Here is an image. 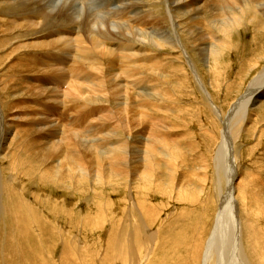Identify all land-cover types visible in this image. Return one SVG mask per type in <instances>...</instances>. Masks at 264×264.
Returning <instances> with one entry per match:
<instances>
[{
	"label": "rangeland",
	"instance_id": "obj_1",
	"mask_svg": "<svg viewBox=\"0 0 264 264\" xmlns=\"http://www.w3.org/2000/svg\"><path fill=\"white\" fill-rule=\"evenodd\" d=\"M140 1L144 2V6L146 7L145 10L150 17L147 16V19L141 18V22L139 21L138 23H135L134 21L133 25L135 29L133 30L138 29L136 31L140 32V29L143 27L144 31H141L143 33L140 37L147 42H142L138 39L133 40L134 38H131L133 43L138 40L136 45L141 44L142 47H135L134 51H136L137 54L134 56L130 53L132 57L129 55L132 59V61L128 63L130 68L123 69L127 71V73L132 71L133 74H135L127 81L128 84H132L136 81L151 83L149 84V90H151L149 92L154 90L155 94L150 96L155 98L152 100V104L154 105H151L150 109H147V107L143 108V105L146 106L145 102L147 100L141 102L139 99L135 98L137 88L135 91L132 89L133 86L123 88L124 82H122L120 83V87L116 88L120 89L123 86V89L121 88L120 91L118 89H113L115 88V82L114 80H109L112 76H106L110 69L108 63L113 61L114 63L120 64L118 61H122L124 57L128 58L127 54L129 53H124L125 55L123 53H117L118 55H113V57H111L112 59L107 58L106 60L105 56L100 54L102 51H107L106 47L99 48L97 52L100 55L95 57L100 63L103 62L104 66L106 65L107 67H104L103 63L101 65L99 63L98 67L106 70L104 72L103 70H100L101 72L98 76L96 75L97 71H94L90 65H87V67L85 65L75 67L73 78L76 77V79H71V81L74 83L77 81L75 86L77 85L80 88L85 89L86 92L83 93L82 95L84 96H82L73 91L71 93L72 95L70 94V96H66V99H69L67 103L61 104L65 101H61L62 98H60V94H55L56 96L54 95L57 97V100L60 99L57 101L51 90L43 93V85L52 87V80L45 81L44 78L48 76L45 74L47 71H44L46 70L45 66L41 67L39 63L34 60L37 56H40L37 57V59L40 58L42 60L44 57L33 53V50H36L35 44L38 42L36 40H44L46 36H49V34L55 29L53 30L50 27H44L43 29L37 28L34 31L35 33L22 32L20 38L13 35L16 36V38H14L11 45H9V49L0 48V119L3 118V123L0 121V168H4L2 169L5 173H3V175L10 179L7 180V185H3L4 189L1 197V203L3 202L2 204L4 206H2V212L0 213V264H20L19 262L23 264L25 261L26 264H159L160 262L161 264H206L205 262H208L206 260L208 257L207 250L210 248L209 239L211 238L212 231L217 224L219 214L218 209L220 207L218 191H216L218 175L214 167L213 158L217 149L216 147H218L221 142L223 125L217 115L221 116L223 114L226 117L231 111L234 103L246 92L247 88L250 86L249 84L252 83V80L264 70V16L263 13L259 12L260 9L258 6V4H263L264 0H252L247 3L246 7L244 4L242 9L245 7V19L239 27L226 32V36H224L223 33H220L218 29L216 30L214 25H212L210 13L207 12V18L203 20V26H205V29L208 28L205 30V33H209V35H212L213 37L215 36L216 39H214V41L216 40L217 42L213 52L206 51L204 53L201 48L206 44L208 45L209 42L202 41L199 45L195 43L192 44V41L187 36V27L190 24L187 23L186 25L184 18H181L179 21L176 20L179 27H177V30H175L176 28L173 29V23L168 10L169 4L166 0ZM3 11H6L7 13L16 12L13 8H9V10L6 8ZM178 14L179 16H182L184 12H178ZM122 16H125V14L123 13ZM21 17L22 15L17 16L15 20V18L0 15V20H2L0 21V40L3 39L7 32L13 33L18 31V28H15V24L19 18L21 19ZM198 17L200 18L201 16L198 15ZM7 18L8 20H6ZM155 18H157L156 21ZM29 19L36 22L38 16H33ZM142 20H144V22ZM207 20L209 22H207ZM42 21L43 19H40V22ZM152 21H154V24L159 27V33H155V30L151 28L153 24ZM37 22H39V19ZM162 30H164L165 33L161 34L160 32ZM174 30L175 32H173ZM104 31L106 32L107 30ZM68 32L70 33L71 31L68 30ZM65 33H67V31H65ZM148 34L152 35L148 36ZM166 35H169L170 37L169 43L168 41H164ZM40 36L42 37L40 38ZM211 37H208L209 41H212L213 37ZM116 39H119V37ZM7 40H11L10 37H8ZM171 40H176L177 44L180 45H172L173 41L171 42ZM214 41L212 42L214 43ZM5 42L3 45H5ZM19 46L20 48L16 49ZM174 46H177V49ZM212 46L213 45H209V47H211L210 49H212ZM34 54L36 55L35 57ZM147 54L149 55L146 56ZM151 56L152 58H149ZM120 57H123L122 60ZM148 60L149 62L154 60L157 61V64L155 61L153 62L156 66H153L152 63L149 64ZM191 62L193 63L192 66H194V71L189 66L191 65ZM136 63L139 64L137 65ZM122 70H117L119 75L117 72V74L115 73L119 76L117 79L115 77L117 81H119V79L122 81L126 79L127 73H123ZM199 79L204 89L200 84ZM161 80L162 82H160ZM109 81L113 83L110 84ZM62 84L63 85L60 86L61 90L66 92L69 89L70 84ZM66 85H69V87ZM91 89H93V91ZM147 89V87L145 89L142 87L144 93ZM123 90L126 91L128 96L132 97L131 99L136 101L133 100V102H129L130 104H126V113L123 111L120 115L114 113L116 117L118 116V119L116 117L114 118L113 114H102V104H88V102H85L89 96L93 97L95 100L99 99L101 93L105 95L107 94L106 96L109 99H116L117 97L119 98V95L121 96L122 92H124ZM94 91L97 92V94ZM113 91L115 94L112 95V93H114ZM39 92L41 93L39 94ZM45 93H48V95ZM117 93L119 94L116 96ZM207 93L211 95L210 100L208 99ZM61 95L63 94L61 93ZM44 97L47 98L45 99ZM162 98L163 100H161ZM49 99H51V101ZM81 99L82 101H80ZM55 100L60 102L61 106H59L60 104H57ZM83 102H85V104H83ZM113 102L115 103V101H111L112 105H114ZM111 103H109L110 106H112ZM67 104L70 105L68 111L64 110V107ZM62 105H64V107ZM142 108L148 110L147 112L149 113H146V110L144 112ZM129 109L132 110L130 111ZM63 114H65L66 117ZM46 115H48V117H46ZM15 117L18 121L17 119H14ZM153 119L156 121L154 120L155 122H153ZM244 121L235 125L236 127H233L236 131H234V133H237L234 138L237 141L235 145V160H237L236 164L238 167L237 175L233 179V183L237 187L236 197L237 200L239 199L240 216L242 213L244 215L250 211V216L255 220L258 228L257 230L261 233H259L258 236L260 245L258 244L256 249L259 253L257 257L260 255L262 259H264V104L258 102L252 104L246 120ZM10 124L11 127L15 126V128L12 129L13 133L6 142H2L1 133H3L5 127L8 128ZM48 125L49 129L47 128ZM115 125L122 131L119 132L122 135H119L118 139L123 138V134L126 136L124 133L126 129L129 130L128 133H131L130 137H132L133 140L140 137L145 143L146 141L151 143V145H147V148L151 147V151H155L154 156L157 158H155L157 161L154 162L155 160H153V164L152 162L148 163L150 166H147V171L151 173V175L149 178L146 177V180L142 179L144 182H147L148 179L149 181L151 180L149 184L150 190L142 191L135 189L140 186L141 181H139V179H141L146 170L142 164L138 165V169H134V171L132 170L134 173L130 174L126 181L124 180L100 185L97 183H89V186L83 184V186H80L81 188L75 186L69 189L66 187L64 188V186H56L53 183L50 184V182L41 181L38 175H36L37 173H35L34 176V172L29 169L30 166L28 162L30 159L28 155H30V152L35 153L37 151V158L41 155L44 149V144L38 143L37 146V142L32 141H38L37 139H40L45 134H49L54 130L56 132H61V135L59 133L61 141L65 136L66 140H73L72 142L76 145V136L80 137L81 135V137H83L82 135L85 136V134L94 130L98 132H93V134H95L92 136V141H94V139L96 142H99V139L102 141L108 136L105 134L106 128L114 127ZM99 126L101 127L99 128ZM130 128L132 129L130 130ZM42 129L45 130V133L42 132ZM73 129L76 130L73 131ZM42 133H44V135ZM72 133L74 134L72 135ZM98 136H100V138ZM14 138L16 140L15 142ZM88 140L89 143H86H92L90 138ZM95 141L93 144L96 143ZM30 143L31 145L28 146ZM34 143L36 145H34ZM25 145H27L26 147L28 148H25ZM33 145L35 148L32 147ZM76 147H78V145H76ZM32 148L33 150L31 151ZM141 148H143V146H141ZM157 148H159V150ZM79 153H83L81 148ZM168 156L171 158V166L166 168L165 165L159 161L164 160ZM90 159L91 158H87L86 160L91 161ZM230 159L219 164L221 176L223 175L228 178V176L232 174L233 165L231 164L234 162H230ZM86 160L84 161L85 163L87 162ZM31 161L33 162V159ZM165 161L169 162V158L165 159ZM104 164L109 166L108 163ZM151 166H153L152 168L155 167V170L152 169ZM156 166L158 168H156ZM160 168L167 169L169 172L167 173V170L165 171ZM91 169L93 172L92 175H95L96 173L94 174L93 166ZM132 176L133 178H130ZM138 176L139 178H137ZM260 178H262L263 181ZM260 181H262L261 184ZM225 182L223 183L224 189L227 188L228 179L227 182ZM212 183L214 185H212ZM135 199L142 200L144 203L146 202V204H148V213L150 215L149 220L150 223H152L149 224L152 226V229L150 228L152 231L151 233L149 232V234H152V232L153 234H156L153 236L156 237L154 238L155 244L157 243L156 245L154 242L152 245H147L142 239V233L147 232L149 228L145 229L141 222L139 207L136 204ZM182 200L186 201L184 202ZM149 201L151 202V206H149ZM42 203L43 205L41 206L40 204ZM33 213L36 215H33ZM26 214H28V216ZM199 218L205 220L201 221L200 219L199 221ZM126 219L127 221H124ZM185 221L187 222V226ZM125 222H128V225L125 224ZM135 222L136 224H134ZM199 222L201 223L199 224ZM125 226H127V228ZM30 234L31 236L33 234L32 237L35 240L29 236ZM191 236L192 240L190 239ZM4 241H7L8 243ZM121 244H123L124 247L123 245L121 247ZM137 244H139V248L137 247ZM121 248H124L125 250H122ZM23 249L26 250L24 251ZM76 250L78 253L75 252ZM116 250L117 255L119 256L116 255ZM124 253L125 255H123ZM112 255H114V258H112ZM121 256L123 257L122 259H120ZM12 258H14V260ZM162 259H164L165 262L164 260L162 261Z\"/></svg>",
	"mask_w": 264,
	"mask_h": 264
},
{
	"label": "bare ground",
	"instance_id": "obj_2",
	"mask_svg": "<svg viewBox=\"0 0 264 264\" xmlns=\"http://www.w3.org/2000/svg\"><path fill=\"white\" fill-rule=\"evenodd\" d=\"M168 5V10H169V16L172 20L173 23V29L177 30L179 27V24L176 23V20L179 21L181 18H184L186 21V25L187 23L190 24L187 27V36L188 38L192 41V44H198L202 41H206L209 42L208 45H204V47L201 48V50H203V53L208 51V52H213L215 45H216V40L214 41V39H216V37L212 39V41H214V43L212 41H209L208 37H211L209 35V33H205V26H203V20H205L207 18L206 14L208 15L207 12L210 13V18L212 21V25H214V27L216 28V30L218 29L220 31V33H223L224 36H226V32L234 30L236 27H239V25L242 23V21L245 19V7L247 6V3H249L252 0H166ZM258 3H263V2H258ZM245 4V7L242 9L243 5ZM259 9L261 13H263L264 16V3L263 4H258ZM257 6V7H258ZM3 7V8H2ZM256 7V6H255ZM8 9L9 8H13L16 10V12H6L3 11L4 9ZM123 8V9H121ZM145 6H144V2H141L140 0H0V15H4V16H9L12 18H17V16H21V19L19 18L16 21L15 24V28H18V31H15L13 33H6L3 37V39L0 40V48H6L9 49V45H11V42L13 41L14 38H16V36H18L20 38V34L22 32H32L35 33L34 31L37 28H52L54 31H52L49 36H46V38L44 40L40 39V40H36L38 41L35 44V48L36 50H33V53L37 54V55H41L44 57V59H40L37 56L34 60H36L39 65L45 66L44 71H47L46 76L44 79L45 81L48 80H52L51 84L52 87H47L45 85H43V93L47 92L48 90L52 91L53 96L55 94L59 95L60 94V98L61 101H65L62 102L63 103H67V101L69 99H66V96H70V94L74 91L79 93L80 95H82L83 93H85V89L80 88L79 86H75V83L71 81V79H76L73 78L74 76V71H75V67L77 66H82L85 65L87 67V65H90V67L94 70L97 71L96 75H100V67H98V64L100 63V61H98V59H96L95 56H98L100 54H103L105 56V59L107 60V58L112 59L111 57H113V55L115 54H119V53H129L127 54L128 58H121L122 61H118L119 63H113L110 62L108 63L110 65V72L108 70V73L106 76L110 77L112 76L109 80L113 81L114 80V87L113 89H118L120 91V89L123 87H127V86H133V90L135 91L137 88V91L135 92L136 99H139L141 102L147 100L145 102L146 106L143 105L145 107H147V109L151 108L152 104V100L153 96H150L154 93V90H152V92H149L151 90H149L150 86L149 83H144L142 81H136L133 82L132 84H128L127 81L130 80L135 74H133L132 71H130V73L127 71H125L123 68H130V65H128V63L130 61H132V59L129 57L130 53H132V55L135 56L136 51L135 47H142L141 44L136 45V42L138 40L145 42L140 36L143 32H141L142 30L144 31V28L142 27V29H140V32H137L135 29L133 22L135 21V23L137 22H141V18H146L147 16L150 17V15L148 14V12H146L145 10ZM258 10V8H257ZM150 12V11H149ZM178 12H184V14H182V16H179ZM125 14V16H122V14ZM151 14V13H150ZM155 14V13H153ZM193 14V15H192ZM152 15V14H151ZM198 15H200L201 17L199 18ZM33 16H38L39 22H36L29 19L32 18ZM158 16V15H157ZM205 16V17H204ZM148 17V18H149ZM1 19V18H0ZM36 19V18H35ZM40 19H43L42 22H40ZM147 19V18H146ZM144 19V20H146ZM209 19V18H208ZM8 20V18L6 19ZM144 20H142L144 22ZM157 20V18H155V21ZM159 20V19H158ZM162 20V19H161ZM2 21V20H0ZM150 21V20H149ZM148 21V22H149ZM163 21V20H162ZM210 21V24H211ZM11 22V21H10ZM13 22V21H12ZM142 22V23H143ZM146 22V21H145ZM151 22V21H150ZM153 24L151 26V28L153 30H155V33L158 32L159 33V27H157L154 24V21H152ZM159 22V21H158ZM207 22H209L207 20ZM15 23V22H14ZM43 23V24H42ZM140 24V23H139ZM159 24V23H158ZM162 24V23H161ZM172 25V24H171ZM185 25V26H186ZM138 26V25H137ZM163 26V24H162ZM137 28V27H136ZM139 28V27H138ZM162 28V27H161ZM14 29V28H13ZM51 29V30H52ZM163 29V28H162ZM49 30V31H51ZM71 31L70 33L68 32ZM104 30H107L109 32H105ZM150 30V29H149ZM152 30V31H153ZM161 30V29H160ZM165 30V29H164ZM162 30L160 33H165V31ZM175 30L173 32H175ZM10 31V30H9ZM12 31V30H11ZM65 31H67V33H65ZM133 31V32H132ZM180 31V30H178ZM218 31V32H219ZM151 32V31H150ZM177 32V31H176ZM147 33V32H146ZM46 34V33H45ZM129 36H127V35ZM16 35V36H13ZM84 35V36H82ZM152 35V34H150ZM148 34V36H150ZM177 36V35H176ZM10 37L11 40H7V38ZM42 36H40L41 38ZM117 37H119V39H116ZM134 38L133 40L138 39L136 42H132L131 38ZM156 37V36H155ZM211 37V38H212ZM31 38V37H30ZM176 38V37H175ZM187 38V37H186ZM39 39V38H38ZM150 40V39H149ZM170 37L169 35H166L164 37V41H168L169 43ZM183 40V39H182ZM208 40V41H207ZM8 41V42H5ZM173 40H171L172 42ZM5 42V45H3V43ZM35 42V41H34ZM147 42V41H146ZM149 42V41H148ZM152 42V41H151ZM223 42V41H222ZM138 43V42H137ZM180 43V41H179ZM33 44V42H32ZM113 44V46H112ZM146 44V43H145ZM177 42L176 40L173 41L172 45H176ZM21 45V44H20ZM178 46L180 44H177ZM209 45H213L212 49H210L211 47H209ZM105 48L107 49V51H102L100 54L97 52V50H99V48ZM177 49V46H174ZM196 47V46H195ZM19 47H17L16 49H19ZM183 48V46H182ZM141 49V48H140ZM148 49V48H147ZM151 50V49H149ZM6 51V50H5ZM143 51V50H142ZM141 52V51H139ZM138 52V53H139ZM145 52V51H144ZM151 52V51H150ZM216 52V51H215ZM32 53V54H33ZM149 53V51H148ZM34 54V57L36 56ZM117 54V55H118ZM124 54V55H125ZM146 54V53H145ZM150 54V53H149ZM149 54H147L146 56H148ZM155 54V53H154ZM123 55V56H124ZM132 55H130L132 57ZM140 55V54H139ZM162 55V54H161ZM208 55V54H207ZM121 56V55H120ZM126 56V57H127ZM138 56V55H137ZM95 57V58H94ZM118 57V56H117ZM42 58V57H41ZM102 58V57H101ZM140 58V57H139ZM138 58V60H139ZM149 58H152L149 57ZM40 59V60H39ZM48 59V60H47ZM114 59V58H113ZM146 59V58H145ZM156 59V57H155ZM104 60V61H106ZM158 60V59H157ZM32 61V60H31ZM134 61V60H133ZM155 61V60H154ZM149 62L152 63V65L156 66V64H154L153 62ZM207 61V60H206ZM137 62V60H136ZM159 62V61H158ZM34 63V62H33ZM103 63V62H102ZM100 63V65L102 64ZM133 63V62H132ZM209 63V62H208ZM3 64V63H2ZM137 64V63H136ZM139 64V63H138ZM137 64V65H138ZM161 64V63H158ZM9 65V64H8ZM123 65V66H122ZM189 65V64H188ZM193 63L191 62V65H189L191 67V69L194 71V66H192ZM104 66V63H103ZM102 66V67H103ZM106 66V65H105ZM104 66V67H105ZM159 66V65H158ZM161 66V65H160ZM40 67V68H41ZM107 67V66H106ZM149 67V66H148ZM186 67V66H185ZM83 68V67H82ZM156 68V67H155ZM158 68V67H157ZM84 69V68H83ZM90 69V68H89ZM105 69V68H104ZM123 69V70H122ZM106 70V69H105ZM103 70V72L105 71ZM117 70H122L123 73H127L126 79L124 81H122L121 79H119V81H117V76L116 74L119 72H117ZM131 70V69H130ZM49 71V73H48ZM91 71V70H90ZM158 71V70H157ZM117 72V73H116ZM197 72V71H196ZM195 72V74H196ZM116 73V74H115ZM194 73V72H193ZM42 74V73H41ZM92 74V73H91ZM76 75V74H75ZM86 75V74H85ZM98 75V76H99ZM138 75V74H137ZM102 76V75H101ZM100 76V77H101ZM114 76V77H113ZM122 76V75H121ZM44 77V76H43ZM88 77V76H87ZM116 77V79H115ZM14 78V77H13ZM89 78V77H88ZM158 78V77H157ZM78 79V78H77ZM100 79V78H99ZM138 79V78H137ZM41 80V79H39ZM88 80V79H86ZM139 80V79H138ZM109 81V82H110ZM102 82V81H101ZM124 82V85L119 89L116 87H120V83ZM156 82V81H155ZM162 82V80L160 81ZM199 82L201 84V81L199 79ZM259 82V83H258ZM24 83V82H23ZM62 83L65 84H70L67 87H69V91L67 90L66 92L61 90V85H63ZM113 83V82H112ZM110 82V84H112ZM119 83V84H116ZM257 83V84H256ZM42 84V83H41ZM84 84V83H83ZM82 84V85H83ZM260 84V85H258ZM100 85V84H99ZM202 85V84H201ZM250 86L247 88L246 92L234 103V105L232 106L231 111L227 114V116L225 117L223 114L217 115L219 116L221 123L223 125V129H222V138H221V142L219 144L218 147H216V152H215V156L213 158V162H214V167L216 170V173L218 175V180H217V186H216V191H218V201H219V209H218V219H217V224L215 225L214 230L212 231L211 234V238H207L210 240V244H209V249L208 251V257L207 260L208 262H205L206 264H264V259H262V257L259 255V257H257V255L259 254L256 247L259 243L258 241V236L259 233L258 232V228L257 225L255 223V220L251 218V214L250 211L246 214L240 216V205L239 202L237 200L236 197V191H237V187L234 185L233 183V179L235 178V176L237 175V160L236 159V153H235V145H236V139L234 138V136H236L237 133H234L235 129L233 128L235 125L242 123L244 120H246L247 114L249 113V109L251 108L252 104L255 103H260V104H264V70L256 76V78H254L252 80V83L249 84ZM42 86V85H40ZM87 86V85H86ZM113 87V86H112ZM142 87L143 89H145L146 87L148 88L145 93L142 91ZM203 87V85H202ZM31 88V87H30ZM29 88V89H30ZM33 88V87H32ZM42 88V87H41ZM64 88V87H63ZM66 88V87H65ZM87 88V87H86ZM91 88V87H90ZM122 88V89H123ZM67 89V88H66ZM64 89V90H66ZM111 89V88H110ZM204 89V87H203ZM38 90V89H37ZM40 90V89H39ZM87 90V89H86ZM89 90V89H88ZM93 91V89H91ZM90 90V91H91ZM96 90V89H95ZM127 90V89H126ZM102 91V90H101ZM115 91V90H114ZM113 91V92H114ZM124 91V90H123ZM163 91V90H162ZM206 91V90H205ZM95 92V91H94ZM116 92V91H115ZM112 93L113 94H115ZM21 93V92H20ZM28 93V92H27ZM41 92H39L40 94ZM49 93V92H48ZM48 93H45L46 95H48ZM61 93L63 95H61ZM97 94V92H95ZM120 93V92H119ZM117 93L116 96L119 94ZM33 94V93H32ZM51 94V93H49ZM90 94V93H89ZM100 94V93H98ZM111 94V93H110ZM121 94V93H120ZM72 95V94H71ZM107 95V94H106ZM105 94L101 93V97L97 100H95L93 97L89 96L85 102H88V104H102L103 108L101 113L104 115H109V114H113L116 113V115H120L121 112H127L126 109V104L129 102H133L134 99H131L132 97L128 96L126 94V91L122 92L121 96L119 95V98L117 99H112V95H111V99L107 98ZM165 95V94H164ZM208 99L210 100V96L208 93ZM43 96V94H42ZM56 96V95H55ZM54 96V97H55ZM84 96V95H82ZM103 96V97H102ZM48 97V96H47ZM46 97V98H47ZM65 97V98H64ZM106 97V98H105ZM109 97V96H108ZM45 98V97H44ZM45 98V99H46ZM69 98V97H68ZM97 98V97H96ZM164 98V97H163ZM163 98L161 100H163ZM55 99L57 100V97H55ZM66 99V100H65ZM48 100V99H47ZM51 101V99H49ZM55 100V101H56ZM60 100V99H59ZM57 100V101H59ZM74 100V98H73ZM115 101L114 105H112L111 101ZM53 101V99H52ZM54 101V102H55ZM56 103L60 104V102ZM77 101V100H76ZM75 101V102H76ZM82 101V99L80 100ZM127 101V102H126ZM136 101V100H134ZM44 102V101H43ZM53 102V103H54ZM85 102H83V104H85ZM111 103L112 106L109 105V103ZM20 103V101H19ZM31 103V102H30ZM50 103V102H49ZM70 103V102H69ZM135 103V102H134ZM214 103V102H213ZM27 104V103H26ZM39 104V103H38ZM61 104L59 106H61ZM130 104V103H129ZM136 104V103H135ZM209 104V103H208ZM17 105V104H15ZM14 105V106H15ZM19 105V104H18ZM133 105V104H132ZM131 105V106H132ZM21 106V105H20ZM64 107V105H62ZM156 106V105H155ZM72 107V106H71ZM141 107V106H140ZM153 107V106H152ZM168 107V105H167ZM214 107V106H213ZM70 108V105H65L64 110L68 111ZM98 108V107H97ZM137 108V106H136ZM142 108V109H143ZM1 109V108H0ZM126 109V110H125ZM141 109V110H142ZM154 109V108H153ZM12 110V109H11ZM63 110V112H64ZM72 110V109H71ZM100 110V108H99ZM130 110V109H129ZM132 110V109H131ZM130 110V111H131ZM140 110V109H138ZM137 110V111H138ZM146 110V109H145ZM145 110L143 109V111L145 112ZM215 110V108H214ZM51 111V110H50ZM148 110H146V113ZM153 111V110H152ZM220 111V110H219ZM53 112V110H52ZM98 112V111H97ZM125 112V113H126ZM133 112V111H132ZM142 112V111H140ZM42 113V111H41ZM56 113V112H55ZM58 113V112H57ZM66 113V112H65ZM99 113V112H98ZM218 113V112H217ZM36 114V113H35ZM34 114V116H35ZM50 114V113H49ZM61 114V113H60ZM136 114V113H135ZM145 114V113H144ZM165 114V113H164ZM40 115V114H39ZM42 115V114H41ZM65 117L66 115L63 114ZM116 115H114V118L116 117ZM132 115V114H131ZM142 115V114H141ZM149 115V114H148ZM16 116V115H15ZM22 116V115H21ZM28 116V115H27ZM26 116V117H27ZM225 118H224V117ZM32 117V115H31ZM44 117V116H42ZM46 117H48V115H46ZM54 117V116H53ZM61 117V116H60ZM140 117V116H139ZM144 117V116H143ZM141 117V118H143ZM113 118V117H112ZM118 119V116L116 117ZM132 118V117H131ZM135 118V117H134ZM252 118V117H251ZM2 119H0V121L2 122ZM11 119V118H10ZM14 119H17L16 117ZM25 119V118H24ZM27 119V118H26ZM52 119V118H51ZM54 119V118H53ZM59 119V118H58ZM61 119V118H60ZM123 119V118H122ZM129 119V118H128ZM165 119V118H164ZM6 120V118H5ZM29 120V119H28ZM56 120V119H55ZM65 120V119H64ZM109 120V119H108ZM115 120V119H114ZM132 120V119H131ZM155 119H153L152 121H154ZM249 120V119H248ZM18 121V119H17ZM20 121V120H19ZM54 121V120H53ZM121 121V120H120ZM125 121V120H124ZM159 121V119H158ZM40 122V121H39ZM72 122V121H71ZM109 122V121H108ZM245 122V121H244ZM254 122V121H253ZM3 123V122H2ZM33 123V122H32ZM132 123V122H131ZM137 123V122H136ZM5 124V122H4ZM13 124V123H12ZM65 124V123H63ZM99 124V123H98ZM128 124V123H127ZM16 125V124H15ZM26 125V124H25ZM51 125V124H50ZM6 126V124H5ZM9 126V125H8ZM40 126V125H38ZM66 126V125H65ZM76 126V125H75ZM113 126V125H112ZM129 126V125H128ZM133 126V125H132ZM18 127V126H17ZM36 127V126H35ZM49 127V125L47 126V128ZM52 127V125H51ZM60 127V126H59ZM64 127V126H63ZM101 126H99L100 128ZM125 127V126H124ZM135 127V126H134ZM236 127V126H235ZM4 128V127H3ZM15 128V126L11 127V124L8 128L5 127L3 133H1V140L2 142H6L8 140V138L11 136L12 129ZM19 128V127H18ZM31 128V127H30ZM41 128V127H39ZM55 128V127H54ZM62 128V127H61ZM128 128V127H127ZM240 128V127H239ZM20 129V128H19ZM23 129V128H21ZM32 129V128H31ZM38 129V128H37ZM46 129V128H45ZM49 129V128H48ZM52 129V128H51ZM78 129V128H77ZM121 129V128H120ZM129 129V128H128ZM132 128H130L131 130ZM43 130V129H42ZM47 130V129H46ZM62 130V129H61ZM69 130V129H68ZM76 129H73V131H75ZM89 130V129H88ZM93 130V129H91ZM105 130V129H104ZM117 130V131H116ZM145 130V129H144ZM238 130V128H237ZM16 131V130H15ZM18 131V130H17ZM23 131V130H22ZM37 131V130H36ZM35 131V132H36ZM45 130H43L42 132H44ZM81 131V130H80ZM121 130L118 129V127L115 125L114 127H109L106 128L105 130V134H106V138H104L102 141L100 138V136H98L99 138V142H96L95 139L94 141L96 143L93 144L94 141H92V136L95 134H93V132H98L96 130L91 131L87 134L82 135L83 137H77L76 136V141L78 147H76V145L69 140H66V137L64 136L63 140H60L59 137V133L61 135V132H56L55 130L52 131L49 134H45L42 133L44 136H42L40 139H37L38 141H32V142H37V146L38 143H42L44 144V149L41 153V155L39 157L36 158V155L38 153H31L29 156L30 161L28 162L29 164V169H31L34 172V176L35 173H37L36 175H38V177L41 179V181H45V182H50L53 183L56 186H64V188L66 187L67 189L72 188V187H79L83 186V184H86L87 186H89L90 184H105V183H113V182H118V181H126L127 178H129L130 174H133L134 172H132V170L134 171V169H138V165L142 164L144 168H146L143 176L141 177V179H139V181H141L140 186L136 187V190H150V181L149 179L147 180V182H144L143 180H146V177L149 178V176L151 175V173H149L147 171V166L148 163H151L153 160H155V156L154 153L155 151H151V147L147 148V145H151L150 142L146 143L144 141L141 140L140 137L135 138L137 140H133L132 137H130L131 133H128L129 130L125 129V134L126 136L123 134V138L118 139L119 135H122L121 133H119ZM127 131V132H126ZM146 131V130H145ZM143 131V132H145ZM26 132V131H25ZM69 132V131H68ZM67 132V133H68ZM71 132V131H70ZM122 132V131H121ZM141 132V131H140ZM142 132V133H143ZM236 132V131H235ZM16 133V132H15ZM58 133V135H57ZM63 133V132H62ZM65 133V134H67ZM147 133V132H146ZM145 133V134H146ZM176 133V132H175ZM36 134V133H35ZM41 134V133H39ZM64 134V133H63ZM74 133H72L73 135ZM78 134V133H77ZM75 134V135H77ZM82 134V133H81ZM234 134V135H233ZM15 135V134H14ZM149 135V134H148ZM155 135V134H154ZM27 136V135H26ZM133 136V135H132ZM153 136V135H152ZM28 137V136H27ZM95 137V136H94ZM144 137V136H143ZM154 137V136H153ZM156 137V136H155ZM70 138V137H69ZM91 139L90 144H88L89 140ZM13 139V138H12ZM151 139V138H150ZM33 140V139H32ZM71 140V139H70ZM75 140V139H74ZM97 140V139H96ZM140 140V141H139ZM15 138H14V142H15ZM24 141V139H23ZM75 141V142H76ZM1 142V143H2ZM11 142V140H10ZM13 142V141H12ZM19 142V141H18ZM72 142V143H71ZM88 142V143H86ZM20 143V142H19ZM22 143V141H21ZM17 144V143H16ZM24 144V143H23ZM22 144V146H23ZM41 144V145H42ZM74 144V145H73ZM92 144V145H91ZM31 143L28 145L30 146ZM34 145H36L34 143ZM34 145L32 147H34ZM17 146V145H15ZM27 145H25V148ZM141 146H143V148H141ZM40 147V146H39ZM162 147V146H161ZM35 148V147H34ZM80 148L82 149L83 153H79ZM160 148V147H159ZM159 148H157L159 150ZM4 149V148H3ZM19 149V148H18ZM94 149V150H92ZM162 149V148H161ZM30 150V149H29ZM28 150V151H29ZM33 150V148L31 149V151ZM163 150V149H162ZM174 150V149H173ZM172 150V151H173ZM1 151V149H0ZM8 151V149H7ZM14 151V150H13ZM95 151V152H93ZM40 152V151H39ZM180 152V151H179ZM7 153V152H6ZM3 154V153H2ZM14 154V153H13ZM29 154V152H28ZM40 154V153H39ZM9 155V154H8ZM26 155V154H25ZM90 155V156H89ZM4 156V155H3ZM158 156V155H157ZM172 156V155H171ZM6 157V156H5ZM34 157V158H33ZM24 158V157H23ZM87 158H91V161H87ZM160 158V157H159ZM169 158V162L165 161V159ZM173 158V157H172ZM176 158V157H175ZM231 158V159H230ZM234 158V160H233ZM33 159V162L31 161ZM157 159V158H156ZM164 160L159 161L160 163L162 162L166 168H169L171 166V158L170 156L166 157ZM228 159H230V162L233 161L234 163H232L231 165H233V169H232V174H230V176H228V178L226 176H221L220 174V169H219V164L222 162L227 161ZM87 161L86 163L84 161ZM160 160V159H158ZM21 161V160H20ZM96 161V162H95ZM157 160H155L154 162H156ZM152 162V164L154 163ZM158 162V163H159ZM177 162V161H176ZM96 163V164H95ZM104 163H108L109 166H106V164ZM136 163V164H135ZM138 163V164H137ZM88 164H89V170H88ZM107 164V165H108ZM157 164V163H156ZM162 164V165H163ZM25 165V164H23ZM175 165V164H174ZM213 165V164H212ZM93 166L94 168V174L92 175L93 172L91 171V167ZM159 166V165H158ZM1 167V165H0ZM17 167V166H16ZM27 167V166H26ZM153 166H151L152 168ZM164 167V168H165ZM213 167V166H212ZM24 168V167H23ZM140 168V167H139ZM150 168V167H149ZM155 168V167H154ZM152 168V169H154ZM156 168H158L156 166ZM162 169V170H167V169ZM4 169V168H2ZM0 168V213L2 212V206H4L1 203V197H2V193H3V189L6 183H8L7 180H10L8 177L3 175V170ZM20 169V168H19ZM18 169V170H19ZM25 170V169H24ZM155 170V169H154ZM26 171V170H25ZM28 171V170H27ZM31 171V172H32ZM147 171V172H146ZM161 171V170H160ZM174 171V170H173ZM2 172V173H1ZM21 172V171H20ZM137 172V171H136ZM143 172V171H142ZM151 172V171H150ZM159 172V171H158ZM162 172V171H161ZM169 171L167 170V173ZM154 173V172H153ZM166 173V172H165ZM5 174V173H4ZM142 174V173H141ZM156 174V173H155ZM159 174V173H158ZM15 175V174H14ZM22 175V174H21ZM157 175V174H156ZM28 176V175H27ZM30 176V175H29ZM94 176V178H93ZM128 176V177H127ZM140 176V175H139ZM139 176L137 178H139ZM155 176V175H154ZM158 176V175H157ZM168 176V175H167ZM171 176V175H170ZM136 177V176H135ZM209 177V176H208ZM130 178H133L130 177ZM157 178V177H156ZM228 182H227V179ZM264 178V177H263ZM143 179V180H142ZM168 179V178H167ZM209 179V178H208ZM262 180V178H260ZM227 182V188L224 189L223 187V183ZM130 181V180H129ZM133 181V180H132ZM138 181V180H137ZM149 181V182H148ZM263 181V180H262ZM262 181H260V184L262 183ZM225 182V183H226ZM25 183V182H24ZM129 183V182H128ZM209 183V182H208ZM161 184V183H160ZM7 185V184H6ZM26 185V184H25ZM128 185V184H127ZM212 185H214L212 183ZM10 186V185H9ZM50 186V185H49ZM53 186V185H52ZM234 186V187H233ZM200 187V186H199ZM8 188V187H7ZM26 188V187H25ZM53 188V187H51ZM38 189V188H37ZM42 189V188H41ZM54 189V188H53ZM134 189V190H135ZM8 190V189H7ZM21 190V189H20ZM26 190V189H25ZM11 191V190H9ZM5 192V191H4ZM134 192V191H133ZM10 193V192H8ZM238 193V192H237ZM11 194V193H10ZM14 194V193H13ZM140 195V194H139ZM192 195V194H191ZM13 196V195H12ZM16 196V195H15ZM145 196V195H144ZM149 196V195H148ZM153 197V196H152ZM151 198V197H150ZM8 199V198H7ZM6 199V200H7ZM12 199V198H11ZM37 199V198H35ZM15 200V199H14ZM33 200V199H32ZM126 200V199H125ZM136 200V199H135ZM22 201V200H21ZM38 201V200H37ZM184 201V200H182ZM186 201V200H185ZM184 201V202H185ZM26 202V201H24ZM9 203V202H8ZM119 203V202H118ZM7 204V203H6ZM33 204V203H32ZM136 204L139 207V214L141 217V222L143 223L145 229L147 228H151L152 226L149 224L150 223V215L148 213V204H146V202L144 203L142 200L137 199L136 200ZM153 204V203H152ZM193 204V203H192ZM35 205V204H34ZM41 206L43 205L40 204ZM156 205V204H154ZM28 206V205H27ZM149 206H151V202L149 201ZM162 206V205H161ZM29 207V206H28ZM34 207V206H33ZM37 207V206H36ZM218 207V206H217ZM7 208V207H6ZM30 208V207H29ZM124 208V206H123ZM35 209V208H34ZM33 209V210H34ZM114 209V208H113ZM4 210V209H3ZM9 210V209H8ZM23 210V209H21ZM26 210V209H25ZM24 210V211H25ZM28 210V208H27ZM26 210V211H27ZM32 210V212H33ZM38 210V209H37ZM124 210V209H123ZM133 210V209H132ZM155 210V209H154ZM5 211V210H4ZM10 211V210H9ZM15 211V210H14ZM199 211V210H197ZM17 212V211H16ZM15 212V213H16ZM28 212V211H27ZM31 212V211H29ZM35 212V211H34ZM38 212V211H37ZM157 212V211H156ZM160 212V211H159ZM177 212V211H176ZM217 212V213H218ZM7 213V212H6ZM55 213V212H54ZM120 213V212H119ZM200 213V212H199ZM9 214V212H8ZM11 214V213H10ZM128 214V213H127ZM131 214V213H130ZM28 216V214H26ZM33 215H36L33 213ZM41 215V214H40ZM39 215V216H40ZM182 215V214H181ZM180 215V216H181ZM255 215V214H254ZM4 216V215H3ZM38 216V215H37ZM122 216V215H121ZM158 216V214H157ZM207 216V215H206ZM114 217V216H113ZM132 217V216H131ZM156 217V216H155ZM217 217V216H216ZM258 217V216H257ZM5 218V217H4ZM33 218V217H32ZM40 218V217H39ZM120 218V217H119ZM118 218V219H119ZM203 218V217H202ZM54 219V218H53ZM152 219V218H151ZM178 219V218H177ZM185 219V218H184ZM198 219V216H197ZM201 218H199L200 221ZM262 219V218H261ZM6 220V219H5ZM12 220V219H11ZM42 220V219H41ZM156 220V218H155ZM187 220V219H186ZM205 220V219H203ZM201 219V221H203ZM3 221V220H2ZM80 221V220H79ZM124 221H127L124 220ZM136 221V219H135ZM196 221V219H195ZM194 221V222H195ZM12 222V221H11ZM36 222V221H35ZM39 222V221H38ZM138 222V221H137ZM161 222V220H160ZM197 222V221H196ZM216 222V221H215ZM258 222V221H257ZM262 222V221H261ZM21 223V222H20ZM27 223V222H26ZM128 223V222H127ZM125 222V224H127ZM163 223V222H162ZM182 223V222H181ZM186 226H187V222L185 221ZM201 222H199L200 224ZM19 224V223H18ZM66 224V223H65ZM136 224V222L134 223ZM139 224V223H137ZM24 225V224H23ZM22 225V226H23ZM128 225V224H127ZM131 225V222H130ZM140 225V224H139ZM169 225V224H168ZM9 226V225H8ZM11 226V225H10ZM30 226V225H29ZM133 226V225H132ZM141 226V225H140ZM259 226V225H258ZM24 227V226H23ZM80 227V226H79ZM127 228V226H125ZM260 227V226H259ZM14 228V226H13ZM163 228V227H162ZM25 229V228H23ZM137 229V228H136ZM139 229V228H138ZM147 230V232L142 233V239L143 241L147 244V245H152V243L154 242L155 244V236L156 234H149V232L151 233V229ZM184 229V228H183ZM190 229V228H189ZM261 229V228H259ZM125 230V229H124ZM123 230V231H124ZM135 230V229H134ZM141 230V228H140ZM155 230V229H154ZM181 230V229H179ZM197 230V229H196ZM139 231V230H137ZM136 231V232H137ZM184 231V230H183ZM9 232V231H8ZM118 232V231H117ZM122 232V231H121ZM125 232V231H124ZM142 232V231H141ZM12 233V232H11ZM27 233V232H26ZM30 233V232H29ZM28 233V234H29ZM172 233V232H171ZM194 233V231H193ZM6 234V233H5ZM13 234V233H12ZM125 234V233H124ZM141 234V233H140ZM139 234V235H140ZM185 234V232H184ZM198 234V233H197ZM261 234V233H260ZM16 235V233H15ZM14 235V236H15ZM25 235V234H24ZM160 235V233H159ZM9 236V235H8ZM30 237L31 234L29 235ZM141 236V235H140ZM208 236V235H207ZM261 236V235H260ZM13 237V236H12ZM17 237V236H16ZM27 237V236H26ZM41 237V236H40ZM39 237V239H40ZM43 237V236H42ZM137 237V236H135ZM134 237V238H135ZM160 237V236H159ZM159 237H158V241H159ZM183 237V236H182ZM196 237V235H195ZM25 238V236H24ZM33 238V237H32ZM31 238V239H32ZM116 238V237H115ZM120 238V237H119ZM123 238V236H122ZM131 238V236H130ZM133 238V236H132ZM162 238V237H161ZM180 238V236H179ZM178 238V239H179ZM192 238V236L190 237V239ZM194 238V237H193ZM129 239V238H128ZM181 239V238H180ZM179 239V240H180ZM196 239V238H195ZM9 240V239H8ZM33 240H35L33 238ZM123 240V239H122ZM163 240V239H161ZM176 240V239H175ZM192 240V239H191ZM23 241V240H22ZM119 241V240H118ZM121 241V239H120ZM126 241V239H125ZM173 241V240H172ZM183 241V238H182ZM194 241V240H193ZM6 243H8L7 241H4ZM122 242V241H121ZM139 242V241H137ZM136 242V243H137ZM199 242V241H198ZM3 243V242H2ZM12 243V242H11ZM75 243V242H74ZM79 243V242H78ZM81 243V242H80ZM109 243V242H108ZM128 243V242H127ZM126 243V244H127ZM134 243V241H133ZM208 243V242H205ZM42 244V243H41ZM140 244V243H139ZM139 244H137V247L139 248ZM157 244V243H156ZM155 244V245H156ZM159 244V243H158ZM191 244V243H190ZM0 245H1V239H0ZM8 245V244H7ZM12 245V244H11ZM10 245V246H11ZM18 245V244H17ZM16 245V246H17ZM22 245V244H21ZM30 245V244H29ZM32 245V244H31ZM37 245V244H36ZM74 245V244H73ZM123 244H121L122 247ZM13 246V245H12ZM25 246V245H24ZM117 246V245H116ZM132 246V245H131ZM141 246V245H140ZM192 246V245H191ZM201 246V245H200ZM206 246V245H205ZM4 247V246H3ZM15 247V246H14ZM20 247V246H19ZM114 247V246H113ZM112 247V248H113ZM124 247V245H123ZM172 247V246H171ZM186 247V246H185ZM188 247V245H187ZM264 247V246H263ZM8 248V246H7ZM84 248V247H83ZM169 248V247H167ZM205 248V247H204ZM6 249V248H5ZM13 249V248H12ZM11 249V250H12ZM17 249V248H16ZM19 249V248H18ZM27 249V248H26ZM25 249V250H26ZM74 249V247H73ZM103 249V248H102ZM122 249V248H121ZM120 249V250H121ZM127 249V248H126ZM10 250V249H7ZM15 250V249H14ZM24 250V249H23ZM24 250V251H25ZM113 250V249H112ZM122 250H125L124 248ZM141 250V249H140ZM157 250V249H156ZM178 250V249H177ZM183 250V249H182ZM188 250V249H187ZM193 250V249H192ZM200 250V248H199ZM204 250V249H203ZM6 251V250H4ZM16 251V250H15ZM115 251V250H114ZM142 251V250H141ZM161 251V250H159ZM190 251V250H189ZM201 251V250H200ZM10 252V251H9ZM75 252L78 253V251L76 250ZM126 252V251H125ZM187 252V251H186ZM199 252V251H198ZM6 253V252H5ZM11 253V252H10ZM113 253V252H112ZM121 253V252H120ZM142 253V252H141ZM179 253V252H178ZM193 253V252H192ZM191 253V254H192ZM200 253V252H199ZM3 254V252H2ZM9 254V253H8ZM19 254V253H18ZM41 254V253H40ZM101 254V253H100ZM114 254V253H113ZM119 254V253H118ZM143 254V253H142ZM177 254V253H176ZM11 255V254H9ZM35 255V254H34ZM116 255H117V250H116ZM121 255V254H120ZM125 255V253L123 254ZM141 255V254H140ZM200 255V254H199ZM33 256V254H32ZM107 256V255H106ZM105 256V257H106ZM114 255H112V258ZM119 256V255H117ZM157 256V255H156ZM174 256V255H173ZM152 257V256H151ZM175 257V256H174ZM203 257V256H202ZM22 258V257H21ZM20 258V259H21ZM33 258V257H32ZM107 258V257H106ZM110 258V257H109ZM119 258V257H118ZM123 257L121 256L120 259H122ZM155 258V257H154ZM157 258V257H156ZM264 258V257H263ZM14 260V258H12ZM16 259V258H15ZM19 259V260H20ZM119 259V261H120ZM126 259V258H125ZM128 259V258H127ZM160 259V258H158ZM157 259V260H158ZM169 259V258H168ZM179 259V257H178ZM25 260V259H24ZM109 260V259H108ZM124 260V259H123ZM149 260V259H148ZM164 259H162L163 261ZM23 261V259H22ZM41 261V260H40ZM126 261V260H125ZM137 261V260H136ZM199 261V260H198ZM26 262V261H25ZM23 262V264L25 263ZM29 262V261H28ZM113 262V261H112ZM155 262V261H154ZM158 262V261H157ZM165 262V260H164ZM180 262V261H179ZM21 264V262H19ZM116 263V262H115ZM122 263V261H121ZM202 263V261H201ZM26 264V263H25ZM38 264V263H37ZM123 264V263H122ZM161 264V262L159 263ZM170 264V263H169ZM180 264V263H179Z\"/></svg>",
	"mask_w": 264,
	"mask_h": 264
}]
</instances>
